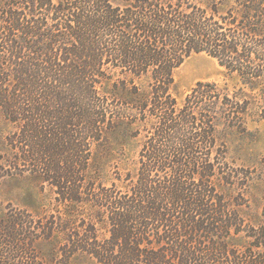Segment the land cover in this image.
<instances>
[{
	"label": "trees",
	"instance_id": "1",
	"mask_svg": "<svg viewBox=\"0 0 264 264\" xmlns=\"http://www.w3.org/2000/svg\"><path fill=\"white\" fill-rule=\"evenodd\" d=\"M6 3L0 52L14 69L0 72V107L21 115V159L61 200L86 195L110 213V240L71 236L72 253L100 264H264V209L261 223H246L213 186L226 156L218 128L264 119V0ZM202 53L239 86L198 82L180 99L175 72ZM141 132L130 191L95 193L94 146Z\"/></svg>",
	"mask_w": 264,
	"mask_h": 264
},
{
	"label": "rangeland",
	"instance_id": "2",
	"mask_svg": "<svg viewBox=\"0 0 264 264\" xmlns=\"http://www.w3.org/2000/svg\"><path fill=\"white\" fill-rule=\"evenodd\" d=\"M6 1L0 0V17ZM0 56V72L13 70L9 55L1 51ZM198 82L228 85L232 91L239 86L238 79L206 53L192 55L176 70V94L184 99ZM10 83L13 89L15 82ZM246 121L243 131L225 125L218 128L217 148L226 156L221 166L216 165L221 173L213 178V186L215 194L224 196L246 223L255 225L262 222L264 209V119L256 114ZM115 139L112 150L103 142L94 146L95 166L87 172L100 196L130 191L132 177L138 173L145 133L124 140V145ZM21 151V115L12 121L0 107V264H100L87 252L72 253L69 239L86 238L91 230L99 243H106L111 237L110 213L86 195L78 204L58 198L56 189L21 159ZM154 234L149 231V241L157 240ZM237 237L235 243L245 246L244 233Z\"/></svg>",
	"mask_w": 264,
	"mask_h": 264
}]
</instances>
